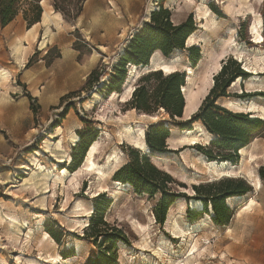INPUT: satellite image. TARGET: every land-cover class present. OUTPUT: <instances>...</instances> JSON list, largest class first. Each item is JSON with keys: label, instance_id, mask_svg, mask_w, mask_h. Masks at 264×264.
I'll use <instances>...</instances> for the list:
<instances>
[{"label": "rangeland", "instance_id": "1", "mask_svg": "<svg viewBox=\"0 0 264 264\" xmlns=\"http://www.w3.org/2000/svg\"><path fill=\"white\" fill-rule=\"evenodd\" d=\"M84 5L82 23L85 27L93 25L97 37L103 41L86 42L76 32L75 48L79 50L80 66L86 72L94 67L91 71L98 74L99 84L108 82L111 66L118 61L127 40L149 21L147 15L161 5L169 10L175 24L191 16L197 27L193 33L195 43L191 45L199 47L201 58L194 68L190 67L186 51H174L169 58L155 53L158 61H175L172 72L178 70L186 75L183 91L186 109L177 121H185L197 111L225 63L228 66L240 63L248 77L235 79L227 88L229 97L219 98L216 104L239 113L246 112L228 106L227 101L242 102L244 109L254 105L255 116L264 121L263 0H93L88 14L89 3ZM43 9L49 10V4H44ZM253 25L262 37L260 44L254 43L255 35L250 30ZM11 27L0 28V70L9 73L7 79H0V217L3 219L0 221V264H84L96 249L81 237L92 216L95 199L100 195L110 202L103 219L127 233L129 244H118V264H264V180L258 177L259 168L264 166V129L254 136L243 155L238 153L236 165L228 163L221 173L207 171V158L195 145L209 147L212 137L201 123L192 124L188 136L162 109L152 114L156 120L129 111L126 102L132 89L140 85L137 79L141 74L158 70L156 67L128 68L127 86L123 90L124 82L120 91L125 100L120 101L105 90L97 91L96 75L90 82L87 80L91 72L78 78L53 76L58 53L54 47L40 50L35 42L30 48L25 45L24 62L20 65L14 54V45L18 42ZM244 29L247 41L242 38ZM96 42L104 45L105 51L95 46ZM29 59L32 64L25 69ZM62 90L68 91L60 98L54 97ZM25 91L36 99L34 107L37 105L38 109L30 108ZM91 101L96 104L86 108ZM68 105L71 107L64 115ZM157 122L170 128L165 142L167 152L146 155L173 178L172 190L185 195L178 197L168 209L162 226L155 223L153 215L158 197L139 196L130 185L112 180L113 173L127 163L122 147L145 151L146 146L140 148L135 144L137 130L145 133ZM129 129L133 132L130 136ZM95 130L94 142L98 146L94 162L102 173L76 169L78 174L74 177L69 169L73 165L71 158L77 153L74 146L80 136L85 141ZM60 141L62 164L56 163L50 152ZM108 158L109 165L105 166ZM84 160L85 157L82 164ZM38 165L46 168L42 173L52 175L47 190L38 188L37 178H30L39 172ZM63 170L68 174L63 183L57 182L53 175L62 177ZM227 178L243 179L251 191L243 195L242 201L252 199L256 204L240 214L242 204L235 197L225 199V206L231 212L229 224L225 226L212 222L213 211L208 203L207 214L201 213V218L191 221L189 217L193 214L189 212L202 209L201 204L196 209L190 208L191 200L200 202L192 187ZM255 179L259 182L258 190L253 187ZM12 220L17 223L13 224ZM202 220L205 226L193 230ZM193 246L196 252L191 254ZM69 249H73L74 256H63Z\"/></svg>", "mask_w": 264, "mask_h": 264}, {"label": "trees", "instance_id": "2", "mask_svg": "<svg viewBox=\"0 0 264 264\" xmlns=\"http://www.w3.org/2000/svg\"><path fill=\"white\" fill-rule=\"evenodd\" d=\"M42 0H0V28L9 25L15 17L21 13L26 22L27 29L40 23L43 9L40 6ZM56 13L61 14L64 21L74 23L83 10L86 0H48ZM264 21V0L261 11ZM196 23L191 16L184 21L175 24L171 19L168 9L159 5L157 10L150 13L149 21L130 37L118 61L111 66V75L108 82L101 83L95 70L87 76L88 82L96 75V90L100 93L105 90L107 94L121 93L127 77V69L130 67L144 68L149 65L151 57L161 54L169 58L174 51H186L190 67L194 68L199 62L200 49L195 45L185 47L186 39L196 30ZM243 40L247 41L244 29ZM75 46V44H74ZM36 52L35 54H37ZM57 53L55 58H59ZM32 64L29 59L24 68L28 69ZM130 66V67H129ZM240 63L233 66L223 65L218 76L214 80L212 88L204 98L196 112L189 119L181 120L184 111V96L182 87L185 86V72L173 70L168 74L155 70L141 74L137 79L139 86L133 89L129 101V111H137L141 115L153 116L157 109L164 110L175 126L181 131L192 130L194 123H201L204 130L212 137L209 147L195 145V148L207 158L208 162H227L233 165L238 163L239 151L247 147L254 136L264 129V121L257 117H250L247 113L230 112L216 104L219 98L229 97L227 88L235 79H244L248 74L241 70ZM154 84H150V82ZM145 84V85H143ZM25 88V85H22ZM71 94V93H70ZM30 108L38 109L34 104L36 99L25 91ZM240 96V95H239ZM241 98V97H238ZM63 99V98H62ZM71 105L67 106L66 113ZM170 135V128L162 122H157L148 127L144 133L146 150L125 148L128 157L127 163L118 168L112 175L113 182L130 185L137 195H146L149 198L158 197L153 208L155 223L162 226L166 220L168 209L178 197H185L183 193H176L171 185L175 182L166 172L157 168L146 155L149 153L163 154L167 152L166 140ZM96 130L91 137L82 141L83 137L74 146L77 153L71 158L73 165L71 172L80 167L90 145L96 140ZM217 150V153H215ZM143 153V154H142ZM258 174L264 180V166L260 167ZM259 178V179H260ZM260 179V180H261ZM199 197L202 209L189 214L191 221L201 218V213H206L207 203L213 211L212 222L217 226L229 224L231 212L225 206V199L243 197L251 191V188L241 178L221 179L212 184H198L192 187ZM187 200V199H186ZM109 199H103L100 195L95 199V206L87 228L84 229L81 238L90 242L95 251H91L84 264H118V244L128 245L127 233L120 228L111 226L104 220V214L109 207ZM56 241L59 239L49 232ZM65 257L74 256L73 249L63 253Z\"/></svg>", "mask_w": 264, "mask_h": 264}, {"label": "bare ground", "instance_id": "3", "mask_svg": "<svg viewBox=\"0 0 264 264\" xmlns=\"http://www.w3.org/2000/svg\"><path fill=\"white\" fill-rule=\"evenodd\" d=\"M41 4H42V2H40ZM149 16L147 15V18H148ZM59 19V18H58ZM47 20H48V14H47V12L46 13H44L43 14V20H42V22L43 23H46L47 22ZM200 23H201V21H200ZM200 26L202 27V24H200ZM33 28V27H32ZM31 30V29H30ZM251 32L252 33H254V35H255V42L254 43H257V44H260V41L262 40L261 38V36L259 35V33H258V29H257V26L256 25H253L252 27H251ZM26 35L27 36H31L32 37V35H33V30H31V31H27V33H26ZM25 36V35H24ZM130 39V38H129ZM129 39L127 40V42H126V44L129 42ZM28 40V39H27ZM193 43H195L194 42V35L192 34V35H190L187 39H186V42H185V45L186 46H189V45H191V44H193ZM39 45V48L40 49H44L45 48V46H46V41L45 40H43V41H41L40 42V44H38ZM125 46V45H124ZM102 51H105V48H100ZM23 50H24V48H23V45L21 44V42L20 41H18V43L17 44H15L14 45V54H16V58H17V61H18V63L20 64V65H22L23 64V62H24V52H23ZM96 53V52H95ZM158 55V54H157ZM98 56V55H97ZM155 54L151 57V59H150V65L149 66H146V67H144L145 68V70H149L150 69V67H156L159 71H161V72H165L166 74L168 73V72H170L171 70H172V68L174 67V64H175V61H173V60H156L155 59ZM130 67V66H129ZM132 69H134V67L132 68ZM135 69H136V67H135ZM141 69H143V67L141 68ZM153 71V70H152ZM188 71L189 72H191V69H188ZM172 72V71H171ZM254 74V73H253ZM258 75V74H257ZM8 76H9V73L7 72V71H5V70H0V79H2V81L3 80H5V79H7L8 78ZM128 81V79L126 80V82ZM125 82V85H124V87H123V90L126 88V86H127V83ZM206 84V83H205ZM236 84H237V82H236ZM235 83H234V86L236 85ZM207 86V85H206ZM210 86V85H209ZM203 89V88H202ZM133 90V89H132ZM182 91H185V86L184 87H182ZM130 94H131V92L129 93V97H130ZM195 95V94H194ZM191 96V95H190ZM96 97H98V95H96ZM111 97L113 98V97H115V98H120V101H124L125 99H124V97H123V95L122 94H117V93H113V94H111ZM188 98H190L189 96H188ZM188 98L187 97H185V101L187 102V101H189L188 100ZM192 98H194V97H192ZM191 98V99H192ZM193 101V100H192ZM96 103H95V101H91V102H89L87 105H86V108H90V107H92L93 105H95ZM227 105L228 106H231V107H234V108H236V109H238L239 111H241V112H246L247 114H249V115H251V117H256L255 116V111H254V105L253 106H250L249 108L247 107V108H242L243 106H242V102H231V101H227ZM226 105V106H227ZM228 108V107H227ZM185 109H186V107H185ZM185 109H184V111H185ZM256 109V108H255ZM187 113V112H186ZM142 117H144V118H147V119H149V120H156V117H153V116H147V115H142ZM258 118V117H257ZM135 133V132H134ZM186 133V135H190L191 134V132H189V131H186L185 132ZM127 134L130 136V135H132L133 134V132H132V130L131 129H129L128 131H127ZM126 135V134H125ZM136 135H137V138L135 139V144H136V146H139L140 148L141 147H145V144H144V140H143V137H144V131L142 130V129H139V130H137V133H136ZM185 135V134H184ZM186 137V136H185ZM74 144H75V142H76V140L75 139H77V136L75 135L74 137ZM186 140H190V139H188V138H185ZM181 142H184V141H181ZM188 142V141H187ZM96 144L97 143H95V142H93L91 145H90V147L88 148V150H87V153H86V155H85V160H84V163L79 167V168H77L78 169V171H79V169H86V170H97L98 172H100V173H102L101 172V169L96 165V163L94 162V156H95V153H97L96 152V147L98 146H96ZM55 146H54V150L53 151H50L51 152V156L54 158V160H55V162L56 163H58V164H62L63 162H64V155H62V154H60L61 152V149H62V143H61V141L60 142H58V143H56V144H54ZM46 148L47 149H49V145H46ZM52 149V148H51ZM245 150H246V147H244V148H242L240 151H239V154H241V155H243L244 154V152H245ZM264 157V156H263ZM116 158V157H115ZM114 159V158H113ZM115 160V159H114ZM109 161H110V158H108L107 160H106V163H105V166H108L109 165ZM112 161V160H111ZM227 162H221V163H216V162H207V171H210V172H212V173H221V172H225V167L227 166ZM104 166V167H105ZM230 167V166H229ZM102 168V167H101ZM106 168V167H105ZM37 169H39V172H37V173H33L32 174V176L30 177L31 179L32 178H37V181H36V185L38 186V188H40V189H42V190H47V188H48V179H49V177L50 176H52L51 175V173H50V175H49V173H48V176H47V174H45V173H42L43 172V169H46V168H44L42 165H38L37 166ZM233 169V168H232ZM73 173V176L75 177L76 176V174H78V172H76V170L75 171H73L72 172ZM227 173H228V171H227ZM62 177H58V176H55V175H53V178L55 179V180H57V182L59 181L60 183H63L62 181H63V178H64V176L65 175H67L68 174V172L66 171V170H63L62 171ZM98 174V173H97ZM40 175H42V176H44L43 177V179H41V178H39V176ZM102 175V174H101ZM227 176V175H226ZM29 178V179H30ZM51 178V177H50ZM30 179V180H31ZM259 179V178H258ZM36 180V179H35ZM31 181H34V180H31ZM32 183V182H31ZM116 184H120V183H118V182H115ZM59 184V183H58ZM30 185H32V184H30ZM35 185V188L37 187ZM65 185V184H64ZM30 187V186H29ZM253 187L256 189V190H258L259 189V182H258V180H254L253 181ZM36 190V189H35ZM38 190V189H37ZM43 197V196H42ZM234 200H236L239 204H242V207L239 209V213L241 214V212H243V211H245V210H248V209H250V208H252L256 203H255V201L254 200H252V199H247V200H244V201H242V197H235V198H233ZM42 200H44V198H42ZM43 202V201H42ZM188 204V203H187ZM200 202H198V201H190V208L191 209H196V207H198V206H200ZM3 219H2V217H0V221H2ZM13 224H15V223H17V221L16 220H12L11 221ZM11 223V224H12ZM17 225V224H16ZM205 226V224H204V221L202 220V221H200V223L198 224V225H196L194 228H193V230H200L202 227H204ZM177 229H179V230H181L183 233H184V230H182L181 228H178L177 227ZM181 232V233H182ZM186 236V235H185ZM192 253L191 254H193L194 252H196V246H193L192 247V251H191Z\"/></svg>", "mask_w": 264, "mask_h": 264}, {"label": "crops", "instance_id": "4", "mask_svg": "<svg viewBox=\"0 0 264 264\" xmlns=\"http://www.w3.org/2000/svg\"><path fill=\"white\" fill-rule=\"evenodd\" d=\"M92 1L93 0L85 1V4L89 3V10L87 11V14L91 12ZM41 2L42 4L40 3V6L42 7V9L44 4H49L48 0H42ZM49 8L50 9L47 11L43 9L40 23L33 25V28H30L31 30H33L32 37L26 35L27 31L31 30L27 29L26 22L23 20L22 15H19L21 13H19L15 17V19L2 30L12 26L11 28L14 30L16 42L20 41L23 45V48H30V46L34 42L38 45L43 40L46 41V46L44 49H48L50 47L56 48L58 53L60 54V57L55 59V66L52 70L53 76L57 75L56 77L78 78L84 73L88 75L94 67H92L90 70H88V72H86L84 67L80 66V60H78L79 50H77L74 46L76 42L74 33L78 32V34H80L82 38L86 40V42H90V40L95 39L99 40L100 43H102L103 40L97 37L93 25H88L85 27V25L82 23L84 20L83 14L84 11H86V6L83 5V10L78 16V18L75 20L74 24L64 21L61 14L56 13L51 5H49ZM46 12L48 14V20L46 23H43V14ZM87 36L89 37L87 38ZM83 44L90 48L89 44L85 42H83ZM25 45L27 47H24ZM95 46L105 47L104 45L99 44L98 42L95 43ZM67 91L68 90H62L58 94L54 95V97L60 98L64 94H66Z\"/></svg>", "mask_w": 264, "mask_h": 264}, {"label": "built area", "instance_id": "5", "mask_svg": "<svg viewBox=\"0 0 264 264\" xmlns=\"http://www.w3.org/2000/svg\"><path fill=\"white\" fill-rule=\"evenodd\" d=\"M109 5L113 7V5L109 2Z\"/></svg>", "mask_w": 264, "mask_h": 264}, {"label": "water", "instance_id": "6", "mask_svg": "<svg viewBox=\"0 0 264 264\" xmlns=\"http://www.w3.org/2000/svg\"><path fill=\"white\" fill-rule=\"evenodd\" d=\"M185 47H186V45H185ZM149 63H150V61H149ZM101 84V83H100Z\"/></svg>", "mask_w": 264, "mask_h": 264}]
</instances>
